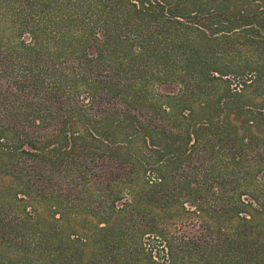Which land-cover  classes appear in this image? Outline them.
Returning <instances> with one entry per match:
<instances>
[{
    "label": "trees",
    "instance_id": "1",
    "mask_svg": "<svg viewBox=\"0 0 264 264\" xmlns=\"http://www.w3.org/2000/svg\"><path fill=\"white\" fill-rule=\"evenodd\" d=\"M151 234L264 264V0H0V264Z\"/></svg>",
    "mask_w": 264,
    "mask_h": 264
},
{
    "label": "rangeland",
    "instance_id": "2",
    "mask_svg": "<svg viewBox=\"0 0 264 264\" xmlns=\"http://www.w3.org/2000/svg\"><path fill=\"white\" fill-rule=\"evenodd\" d=\"M51 211H54L55 209L49 208ZM167 225L169 226V230H171V233L174 232H182L183 227H185L186 224H181L178 221H169L167 222ZM72 226V224H71ZM201 231V229L199 230ZM80 238H85L83 235H80ZM82 242V240L80 241ZM141 243L137 245H129L127 247V253L129 250V255H125V251L119 250L118 246H116V243H114V253L112 252V258L111 259H102L101 262H98L97 264H169L167 261V254L166 251L163 249V245H161V238H158L154 235H144L142 236V239L140 241ZM117 245H119L117 243ZM92 247V244L89 246H84L85 254H90V249ZM129 249V250H128ZM128 255V256H127ZM86 257H84L85 260ZM79 263V262H78ZM66 264H76L74 262H67Z\"/></svg>",
    "mask_w": 264,
    "mask_h": 264
}]
</instances>
